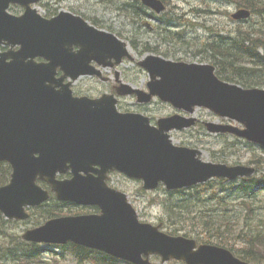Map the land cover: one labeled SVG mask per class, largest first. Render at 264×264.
I'll return each instance as SVG.
<instances>
[{"label":"water","instance_id":"water-1","mask_svg":"<svg viewBox=\"0 0 264 264\" xmlns=\"http://www.w3.org/2000/svg\"><path fill=\"white\" fill-rule=\"evenodd\" d=\"M11 1L25 6L24 15L14 17L5 12ZM34 1L0 0V45H10L0 52V161L9 162L12 168L10 182L0 187V209L9 218L27 217L24 206L39 205L49 196L35 184L39 178L49 183L57 199L96 204L101 213L50 220L26 231L23 238L74 240L136 264H152L149 254L160 255L162 262L173 258L186 264H246L224 248L209 244L196 248L193 239L171 237L139 222L126 196L106 189L102 180L108 170H118L142 179L146 189L156 187L159 181L174 189L214 176H249L254 169L203 162L200 151L174 146L167 132L192 126L195 118L172 115L158 119L157 127H152L139 113L118 112L113 95L93 100L73 96L71 81L63 83L66 74L75 80L79 74L96 73L89 67L91 60L102 66L112 57L115 63L120 62L127 55L125 44L68 13L42 19L29 8ZM142 2L157 12L163 9L159 0ZM248 14L242 10L234 17ZM73 45L80 49L73 51ZM38 56L48 62L34 61ZM140 65L149 72V93L123 85L119 94L136 93L140 102L156 95L190 112L195 106L206 107L244 125L239 129L205 123L209 131L230 132L264 147L263 89L224 83L206 64L149 56ZM58 67L64 75L56 78ZM69 169L70 179H56L57 173Z\"/></svg>","mask_w":264,"mask_h":264},{"label":"rangeland","instance_id":"rangeland-1","mask_svg":"<svg viewBox=\"0 0 264 264\" xmlns=\"http://www.w3.org/2000/svg\"><path fill=\"white\" fill-rule=\"evenodd\" d=\"M170 1L168 0V6L166 9L168 10L169 8L173 7L172 9H169L168 12L171 13L172 11H174V17L159 19L158 23L160 25V28L169 35L176 34V30L180 28L188 29L187 36L183 33L184 38L182 39L186 40L187 43L173 42L171 44V47L164 45L154 46V44H150L153 42L152 40H150L149 46H151V48H153L157 53H165V55H168L171 59H179L184 61H200L205 59L204 54H202V49L204 47L202 46V43L206 40L207 37L215 36L216 44L220 47V50L225 53V49L231 48L232 44L241 40L243 32L259 31L264 33V12H262L263 10L260 9L258 4L252 3L254 4L252 7H245L236 2V0ZM262 1L264 4V0ZM227 3H230L231 5H226ZM111 5H113L111 0H42L41 5L36 4V8L42 15L47 13L49 10L50 12L55 13L60 10H66L77 11L83 13L85 16L95 18L98 20L97 24L101 27L111 30L115 33L120 32L122 34L121 38H123L128 43L134 60H140L145 55L144 50H142V46L145 45L144 42L147 41L146 38L153 39L154 36L147 33L150 32V29H144V26L142 28L140 26L137 29L138 34L141 36L134 37L133 26L128 25L126 21H123L120 17H118L116 13L112 11ZM194 7H200L203 10L194 12L192 9ZM207 8H210V10H206ZM237 8L249 9L252 13L251 17H253L254 21L259 20V22L255 24L252 20H250L246 23H237L232 27V24L229 20V15L233 13ZM21 11L22 9L18 7L16 8V11L14 13H21ZM145 22L149 23L150 26H154L155 21L146 19ZM220 28L229 30L226 32V35H221L219 34ZM212 43L215 44V41L212 40ZM258 53L262 54L263 50H258ZM219 57L222 58L219 55L217 58H215V62L220 68L227 72L230 80H234L236 78L240 79L242 77L244 78V73L241 72L243 69H241L240 66L246 64L247 59H243V61L237 59V64L234 63L233 66L230 67V65L226 64V61H220L218 59ZM263 63L264 62H261L259 60L256 69L251 71L255 72L256 75L262 78H264ZM118 70H120L122 74L123 82L130 83L135 87H145V84L148 81L146 72L138 68L134 61H125L118 67ZM73 87H75L76 91L80 92L81 94L86 93L91 96H96L98 94V89L105 88L106 85L89 78H81L74 83ZM118 106L124 110L129 109L141 111L147 114L152 119L160 116H165L167 114H172L174 112L170 107L160 103H153L149 106L138 107L137 105L133 104V101L130 98H121L118 102L117 107ZM194 116L204 121H218L211 113L205 110H197ZM171 137L174 144L193 146L200 149L202 152V159L206 161L227 162L229 164L238 162L241 164H245V162L248 161V159L254 153H258L259 149L255 146L254 148L248 147L244 143H238L237 146L233 145L234 138L230 136L224 138H215L203 133L199 135L198 133H196V130L172 131ZM113 183L117 184L119 187H121V190L127 193L129 200L134 205L137 214L142 221L150 222L152 224H157L160 222L164 224V222L166 221V226H172L169 221L165 220L163 209L159 204L161 198L167 195L163 187H158L154 191L142 192L140 190L141 186L139 182L130 180L128 181L120 176L114 177ZM257 198H260V196L257 197L255 195H252L248 200L254 203L257 201ZM69 210L77 211L75 207L70 208ZM37 215L38 214H35L33 217H31L27 223L21 222L9 224L11 232L19 236L23 233L25 228H31V226H33ZM198 218L199 217L187 214H176L174 216H170V220L175 221L177 227H180V224H185L187 222H199L200 219ZM245 221L251 222V219L249 220V218L246 217ZM232 222H236L234 224L232 223V230L240 229V218H237ZM187 228L191 230L189 235L195 236V232L198 231V229L196 227H193L192 225L191 227L188 226ZM203 229L206 232H212L211 230H208V227L206 226H203ZM232 230L227 227L222 229L221 232H232ZM180 233L183 232L180 231ZM213 234H215L214 231ZM224 235H227V238H222L224 241L228 242L229 244H235L237 246L236 248H243V243L241 242L244 241L243 237L235 233ZM219 246L223 247V245ZM40 247L43 248L41 252L42 255L45 256L44 258L50 260V264H76L75 261L71 260V255L69 256L68 253L65 254V259L58 256L54 261L53 258L55 253L53 252L60 251H58L57 248H49L48 246ZM153 261L158 262L159 260L158 258H153ZM10 263L11 260L9 258L0 255V264ZM166 264L176 263L170 262ZM253 264H264V262Z\"/></svg>","mask_w":264,"mask_h":264},{"label":"trees","instance_id":"trees-1","mask_svg":"<svg viewBox=\"0 0 264 264\" xmlns=\"http://www.w3.org/2000/svg\"><path fill=\"white\" fill-rule=\"evenodd\" d=\"M236 2L245 7H252L254 5L252 3L258 4L260 9L263 10L262 12H264V4L261 0H236ZM118 9L134 17L139 12L146 14V10L141 6L139 0H125ZM207 48V52L213 58H217L220 55L222 58L219 57L218 59L220 61H226V64L230 65V67L236 63L237 59L241 61L247 59V63L244 65H250L240 66L243 69L241 72L244 73V78L234 79L237 83L242 86H249L253 83L264 85V78L256 75L255 72H251L256 69L259 60L264 62V33L259 31L243 32L241 40L232 44L231 48L225 49V53L220 50V47L216 43L213 44L210 42ZM260 49L263 50V55L258 53ZM217 71L219 74H225V70L219 66L217 67ZM252 163L257 168H263L262 172L258 178L243 179L236 185L241 194L238 204L235 203V200L231 199H234L235 195V182L228 183L225 180H213L206 184L195 186L189 191L169 192L162 199L161 203L164 214L172 225L168 229H171L172 233L183 231L187 235L191 231L187 227H191L192 225L198 229L195 232V236L200 240L205 242L213 241L216 244L223 245V247L231 249L240 258L248 262H264V198L261 196V193L264 191V162L262 159L255 157ZM8 170L6 165L0 163V185L7 181ZM252 195L260 196V198H257V201L252 203L248 200ZM59 211L58 208L49 206L43 211L41 210V213L47 218L51 215L57 216ZM176 214L193 215L199 217L198 219L200 220L195 223L187 222L180 224V227H177L176 222L170 220V216ZM246 217L249 220L251 219V222L245 221ZM237 218L241 219V223H239L240 229L232 230V225L236 223L232 221ZM1 219L0 215V225L2 227L3 222ZM203 226L208 227V230L212 232H206ZM227 227L232 232H221L222 229ZM213 231L215 234H213ZM229 233H235L243 237L244 241H241L243 248H236L237 246L235 244H229L223 240L227 238V235L224 234ZM10 239L7 241V254L12 259L19 261L17 264H44L41 258H39L38 249L35 246H32L25 253L18 244ZM73 253L75 252L73 251ZM94 264L101 263L94 262ZM113 264H116V262Z\"/></svg>","mask_w":264,"mask_h":264},{"label":"bare ground","instance_id":"bare-ground-1","mask_svg":"<svg viewBox=\"0 0 264 264\" xmlns=\"http://www.w3.org/2000/svg\"><path fill=\"white\" fill-rule=\"evenodd\" d=\"M244 9H246V8H244ZM247 11H248V13L250 14V16L252 15V13H251V11L249 10V9H246ZM221 248H225V247H221ZM240 259V258H239ZM240 261H242V262H244V263H246V264H253V263H251V262H248V261H246V260H244V259H240Z\"/></svg>","mask_w":264,"mask_h":264}]
</instances>
